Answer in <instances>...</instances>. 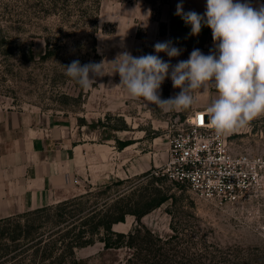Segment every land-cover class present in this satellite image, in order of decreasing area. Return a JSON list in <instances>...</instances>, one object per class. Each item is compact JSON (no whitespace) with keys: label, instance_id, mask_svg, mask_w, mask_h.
<instances>
[{"label":"rangeland","instance_id":"374dc122","mask_svg":"<svg viewBox=\"0 0 264 264\" xmlns=\"http://www.w3.org/2000/svg\"><path fill=\"white\" fill-rule=\"evenodd\" d=\"M248 2L257 9L264 5V0ZM158 4L159 0H0V106L44 113L67 128L65 136L72 133L74 144L111 146L110 169L101 168L92 179L87 164L86 172L79 173L81 179L75 178L76 184L53 203L73 200L64 206L61 226L80 222L79 216L88 211L110 209L119 200L132 208L139 201L142 207L157 189L169 196L140 219L127 214L124 222L113 225L114 231L127 235L119 247L106 248L100 239L77 247V264H264V195L243 205L218 206L185 185L149 176L166 159L174 112L142 97H126L121 77L113 71L124 52L153 54L151 30L134 14L156 11ZM211 42L214 49L212 32ZM73 60L102 63L105 74L95 76L84 89L65 74ZM211 91L207 105L218 95L215 87ZM167 92L163 84L161 99ZM225 138L235 151L264 155V115ZM128 140L131 143L121 148ZM153 156L159 164H148ZM22 213L1 222L0 232L13 227ZM43 220L41 230L48 234L55 219ZM0 264H6L2 257Z\"/></svg>","mask_w":264,"mask_h":264},{"label":"clouds","instance_id":"9594fccd","mask_svg":"<svg viewBox=\"0 0 264 264\" xmlns=\"http://www.w3.org/2000/svg\"><path fill=\"white\" fill-rule=\"evenodd\" d=\"M175 14L190 25L191 35H199L203 26L210 27L214 50L205 54L195 48L188 59L175 65L158 55L181 54L171 41L155 43L157 54L133 56L124 52L115 60L113 72L119 73L120 84L127 92L168 112L193 106L194 91L211 82L218 95L204 111L208 124L218 135L235 131L264 115V5L257 9L248 0H206L205 12L200 14L185 11L181 2ZM65 67V74L84 89L92 85L95 76L105 74L102 63L81 64L73 60ZM169 77L180 91L161 99L159 90Z\"/></svg>","mask_w":264,"mask_h":264},{"label":"crops","instance_id":"0c3cea01","mask_svg":"<svg viewBox=\"0 0 264 264\" xmlns=\"http://www.w3.org/2000/svg\"><path fill=\"white\" fill-rule=\"evenodd\" d=\"M181 2L185 11L205 12L206 0H159L156 11L148 9L134 14L141 18V25L151 30L155 43L171 41L181 49L177 57L158 53L172 65L188 59L195 48L205 54L214 50L210 27L203 26L199 35H191L190 25L175 14L177 4ZM153 54H157L155 49ZM163 84L168 86L166 99L180 91L173 87L170 77ZM213 87L208 82L203 89L195 90L193 106L173 111L171 118L192 108H206ZM124 92L129 97L127 90ZM66 129L50 121L42 112L13 111L0 106V218L58 202L63 197V191L76 184L74 179H81L79 173L86 172L87 164L88 176L92 179L98 177L101 168L110 169L111 146L91 142L74 144L70 136L72 133L67 131L70 134L65 136ZM152 163L159 164V158L153 156L148 161L149 165Z\"/></svg>","mask_w":264,"mask_h":264},{"label":"built area","instance_id":"2783aa9c","mask_svg":"<svg viewBox=\"0 0 264 264\" xmlns=\"http://www.w3.org/2000/svg\"><path fill=\"white\" fill-rule=\"evenodd\" d=\"M205 108L171 119L166 160L150 175L185 185L218 206L247 204L264 195V155L235 151L208 124Z\"/></svg>","mask_w":264,"mask_h":264},{"label":"trees","instance_id":"16d2710c","mask_svg":"<svg viewBox=\"0 0 264 264\" xmlns=\"http://www.w3.org/2000/svg\"><path fill=\"white\" fill-rule=\"evenodd\" d=\"M130 143V140L125 141L121 147ZM149 176L152 180L161 179L154 175ZM117 183H122V180L117 179ZM157 193L151 200H143L142 207L139 206V201L138 207L132 208L129 203L119 200L110 209L88 211L79 216L80 222L71 223V226H61V222L66 214L64 206L73 200L25 211L19 215L13 227L7 226L1 230L0 239L3 245L0 246V259L2 257L6 264H77L75 257L77 247L93 244L97 239L103 241L106 248L119 247L127 235L114 231L113 225L124 222L127 214H134L140 219L169 197L160 189H157ZM144 197L145 195H142V199ZM43 218L49 221L55 219L48 229V234L46 229L41 230ZM12 220V216L0 218V223ZM100 234L102 236H99ZM130 243L132 244V241Z\"/></svg>","mask_w":264,"mask_h":264}]
</instances>
